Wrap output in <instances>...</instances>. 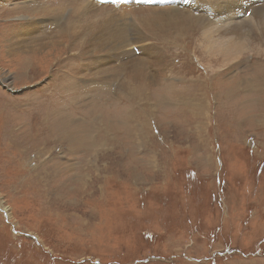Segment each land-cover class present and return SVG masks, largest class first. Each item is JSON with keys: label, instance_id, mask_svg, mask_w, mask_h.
I'll list each match as a JSON object with an SVG mask.
<instances>
[{"label": "rangeland", "instance_id": "rangeland-1", "mask_svg": "<svg viewBox=\"0 0 264 264\" xmlns=\"http://www.w3.org/2000/svg\"><path fill=\"white\" fill-rule=\"evenodd\" d=\"M32 1L0 0V264H264V32L231 60L198 0L177 36Z\"/></svg>", "mask_w": 264, "mask_h": 264}, {"label": "bare ground", "instance_id": "bare-ground-1", "mask_svg": "<svg viewBox=\"0 0 264 264\" xmlns=\"http://www.w3.org/2000/svg\"><path fill=\"white\" fill-rule=\"evenodd\" d=\"M40 1L41 0H35V2L32 1L35 4V11H39V12L45 11V13L46 12L57 13L49 5V4L54 3L55 5L60 7L61 9L71 10L72 14H74L75 16H80V20L83 23L81 26L82 27L81 31H84V29L89 28V27H91V29H92L93 27L91 26V24L97 25V21H91V18H94V16L99 17L98 13L92 14L93 10L91 8V4H90L91 2L89 3L86 0H61V1H59V0H48L47 2H45V4L42 3V5H40L41 10H37V7H39V4H37L36 2H40ZM100 1H102V3L105 4V2H107L109 0H100ZM237 1L238 0H212V1L198 0V1H196V3H194L193 6L187 7L189 9H194V11H193L194 14H191V17H196L198 15V17H202L207 21H208V19H211V18L214 19V21L217 25L213 26V25H211L212 23H210L209 25H205L206 27L203 29L204 38H207V40H208L207 43H209V41H215L211 37V36H213V34H217V37L219 36L220 38L227 37V39L224 42H229L228 44L229 45L231 44L232 46L230 47V49H228V47H226L228 49V53H226L225 55L227 56V58H231V60H234L237 57V54L239 55V52H240L239 50H241V49H238V47L234 43V42H236L235 41L236 37L240 38V46H242L241 45L242 44L241 37H243V35L245 33L246 34L249 33L250 35H253V34L260 35L261 32H264V28H263L264 27V2H262L263 0H246L245 5H243V4L241 5V10L244 13H246V8L251 6V8H249V10H250L249 12L253 16L252 21H253V23H255V26L253 27V29H256L255 31L252 29V26H251V23H252L251 18L246 19V18H244V16L243 17L238 16L240 14V9L238 7L239 2H237ZM155 2H157L161 6L145 7L146 5L144 3H142L141 5L140 4L139 5H135V4L130 5L129 4V5L122 6V8H121V4H120L118 8L123 9V10H124V8H132L133 12L132 11L126 12V13L123 12V15L126 16V15L132 14V16L134 17V20L138 21L137 26L141 27L143 30H146L147 33H149V34H153V33L158 34L159 33V34H164V36H165V33L168 32V35L170 34V35H174V36L176 35L177 36L178 33L180 32L179 25H178L179 22L177 20V17L173 18L174 7H176V5L172 4L168 7H163L166 4V3H163V2H165V0H155ZM96 3H98V2L96 1ZM256 3H259V5H255ZM34 4H33V6H34ZM252 5H254V6H252ZM87 7L89 9H87ZM178 7L179 6H177L176 8H178ZM104 9H106V7ZM102 11H103V13H102L103 17L105 19L104 21H106V23L103 22V23H105L103 26L105 31L107 33H109L108 27H110L112 29L113 28L117 29L120 26V24H115V23L111 22L112 18H110L108 16V15H110V13H113V12L106 13L104 10H102ZM63 12H67V10L63 11ZM88 15H90L92 17L89 18ZM106 19H108V20H106ZM247 20H250V21L248 22ZM208 26H212V27H208ZM133 27L135 28V26H133ZM61 30L64 31L63 29H61ZM81 31H76V32H73L71 34H76V36H78L79 34L77 32H81ZM96 31H98V29ZM31 32H32V30H31ZM31 32L29 30V33H31ZM138 32L141 33V31H138ZM98 33H100V32H98ZM142 33H143V31H142ZM83 34L86 35V33H83ZM249 34H248V36H249ZM88 35L93 37V36H96V33L90 31V32H88ZM100 36H102V35H100ZM229 36L234 37L235 40H231L230 38H228ZM17 44H18V42H17ZM18 46H19V48L23 47L22 45H18ZM17 48L18 47L15 46V49H17ZM227 49H225V50H227ZM207 51L212 52L214 50L208 49ZM69 139H70V137H69ZM66 142H68V141H66Z\"/></svg>", "mask_w": 264, "mask_h": 264}]
</instances>
